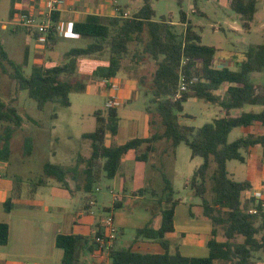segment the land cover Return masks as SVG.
<instances>
[{"label":"trees","instance_id":"1","mask_svg":"<svg viewBox=\"0 0 264 264\" xmlns=\"http://www.w3.org/2000/svg\"><path fill=\"white\" fill-rule=\"evenodd\" d=\"M192 1L194 12L199 14V0ZM141 2L140 9L130 17L103 19L89 15L84 21L74 23L72 34L89 38L91 42L85 48H72L66 52V60L62 64L33 66L27 77L24 76L22 65L11 61L0 45V70L15 83L18 91L27 92L39 110L46 104L69 107V94L86 89V83L74 77L78 57L107 51V64L98 66L93 71V76L101 80L109 79L114 78L122 69V60L128 56L130 47L142 46L141 54L137 53L136 49L132 56L137 59V63L147 58L155 63L150 91L159 122L153 119L148 121V137L134 138L117 145V109L95 111V129L81 136L89 143V156L77 159V163L83 166V190L86 194L91 193L100 178L99 171L106 179H113L117 175L121 158L129 151H134L136 161L147 163L154 155L155 144L159 141L167 143L163 154H173L175 149L183 144L190 150L191 158L202 159V163L193 171L185 186L199 199L202 216L211 223L212 229L206 241V257H184L178 251L170 253V244L166 237L174 231L173 216L177 202L174 201L175 192L171 182L159 170L163 182L162 199L159 203L165 205L160 210V226L153 229L145 225L137 229L135 241H155L163 249V253H139L131 251V248H110V264H255L254 254L264 251V215L248 214L250 200L244 197V193L250 191L251 184L248 181L234 180L226 165L232 160L245 163L254 147H260L261 157L264 159V132L258 135L247 134L232 142L228 141L229 134L235 128L246 129L259 124L264 129V110L258 113L241 111L238 115L231 114L232 111L242 110L245 105L258 104L255 97L256 87L248 81V76L254 72H264V44L247 49L238 71L225 67L217 68L214 65L215 48L201 43L200 35L181 8L182 0H177L179 22L185 26L182 34L175 33L169 18L154 20L155 13L150 0ZM228 3L230 9L238 15L242 28L249 31L257 11V0H229ZM16 12L10 10V17ZM21 13L29 15L25 10ZM55 14L52 18V32L48 36V51L56 44L58 38V17ZM182 79L185 91L179 92ZM225 85L226 90L219 95L218 92ZM192 98L217 105L221 109V115L199 128L182 124L180 119L189 118L184 114L183 105ZM261 105L264 106V103ZM0 123L6 124L0 135V163H4L9 160L10 141L14 130L21 127L22 117L13 106L5 104L1 98ZM106 138L109 140L108 144ZM32 145V139L27 138L25 155L31 154ZM212 165L214 169L209 174ZM76 173V166L45 163L41 176L33 185H45L46 180L53 179L60 187L73 193L68 187L67 176L72 174L73 177ZM208 181L211 183L209 198L206 196ZM12 207L11 200L4 203L6 212H10ZM114 207L119 208L120 204L115 203ZM219 230L222 231L221 236ZM8 237V224L0 222V246L7 244ZM89 242L88 250L92 251L96 246L93 239L90 241L87 237L74 234L57 235L55 246L63 253L60 264H85L80 260L78 252Z\"/></svg>","mask_w":264,"mask_h":264},{"label":"rangeland","instance_id":"2","mask_svg":"<svg viewBox=\"0 0 264 264\" xmlns=\"http://www.w3.org/2000/svg\"><path fill=\"white\" fill-rule=\"evenodd\" d=\"M228 1L199 0L197 3L199 14L194 12L192 0H182L181 8L186 14L187 20L200 35L201 43L215 48L216 67H227L234 71L239 69V65L244 59V53L250 46L264 44V0H257V11L250 23L249 31L242 28L238 15L230 9ZM150 2L155 13L154 20L159 21L161 17L169 18L175 33H183L185 26L179 22L177 0H150ZM120 3H124V1L122 0ZM9 7L10 0H0V20L8 19ZM69 28L70 25L67 30L64 29L63 37L56 44L53 52L39 48L37 42L32 38H27L23 33L12 34L11 26L8 27V30L0 29V45L3 46L11 61L22 65L24 76L27 77L33 66L62 64L66 60L64 56L66 51L72 48H85L91 42L89 38L72 35ZM21 45L28 49L26 58H23L22 53L18 52V47ZM136 49L137 53L141 54L142 46L130 47L128 56L122 60V69L117 73L115 83L116 91L125 89V83L122 81L124 75L126 80L130 81L128 86H133L131 89L132 101H118L120 103V118L123 123L132 122L140 126L146 116L148 121L153 119L157 122H159V117L155 112L156 106L152 101L153 97L150 91L155 63L149 58L137 63V59L132 56ZM107 62V51L78 57L74 77L83 80L86 83V89L83 92L69 94V107L46 104L42 110L37 108L36 103L28 97L26 91H18L15 83L0 70V98L5 104L13 106L18 115L22 117L21 127L14 130L10 141L9 160L0 164L2 174L7 176L1 180L9 181L11 178L14 184H18L16 194H23L22 201L24 202L25 194L32 193V184L41 176L45 163L76 166L77 173L75 176L73 175L74 178L72 174L67 176L68 187L75 192L74 195L60 187L55 180L48 179L45 182L49 185L39 191L42 196L36 197L45 203L46 209L52 208V211L42 212L41 215L57 219L65 232H70V228L74 232H79L78 228L72 224L73 217L78 208L84 204L85 197L90 196L84 193L85 181L84 175L81 174L83 166L76 160L77 156L88 154L89 143L83 140L81 135L95 129L94 112L106 109L108 92L102 86L101 79L93 76V71L97 66L106 65ZM7 68L10 70V67L7 66ZM248 81L256 85L255 97L258 104L245 105L242 111L258 113L262 111L261 103H264V72L249 75ZM223 89L218 92L220 95L224 92ZM183 108L184 114L191 118H182L181 123L195 128L210 123L213 118L221 114L217 105L197 99L188 100L184 103ZM4 127L6 124L0 123V135L3 133ZM148 128L150 129L149 124ZM242 133V128L233 129L228 136V141H234L241 137ZM27 138H31L33 141L29 156L24 153ZM252 156V159L249 157L250 160L257 161L259 155ZM164 162L162 172L172 184L175 192L174 200L177 201L181 198L190 201L191 191L184 187V176L188 175L189 168L202 162V159L199 157L192 159L190 150L182 144L177 150L176 161L166 158ZM156 163L158 164V160ZM226 167L235 180H245L247 172L245 164L232 160L227 162ZM213 169L212 165L209 174L213 172ZM99 170L101 169L99 168ZM261 171H264V161L262 160L259 167V172ZM122 173L124 174L123 178L121 177ZM99 174L101 176L102 172L99 171ZM116 182L123 184L127 191L121 207L115 210L118 221L124 220V225L118 223L120 231L118 245L119 248H131L134 244L136 230L144 226L141 220L144 218L146 210L149 214L147 221L150 218L153 199L156 200V195L161 193L160 188H163V182L159 172L156 173L149 165L135 161L133 151H130L122 158L121 166L114 180L102 178L97 184L101 192L93 195V198L96 199V206L92 208L94 212L98 213V207L109 203L108 201L111 200L109 189H112ZM258 184L261 188L259 193L264 198V174H261ZM210 186L211 183L208 181L206 195L208 198L210 197ZM69 197H72V200ZM157 201L159 200L157 199L156 203ZM57 207L58 211L54 210ZM38 211L41 210L27 208L20 204L14 212L16 215L29 216L39 214ZM142 214L143 217L140 216ZM83 219L91 221L92 216ZM195 228H197V224L194 230H196ZM187 231L189 232L188 237L194 232L192 228H188ZM221 233L222 231L219 230L220 236ZM238 241L241 240L238 239ZM85 254H87L86 249ZM253 261L255 264H264V251L254 254Z\"/></svg>","mask_w":264,"mask_h":264},{"label":"crops","instance_id":"3","mask_svg":"<svg viewBox=\"0 0 264 264\" xmlns=\"http://www.w3.org/2000/svg\"><path fill=\"white\" fill-rule=\"evenodd\" d=\"M43 1L44 0H10V7L8 11L13 10V11H17L16 13H21V11L25 10L28 11L29 15L38 16L40 12H42ZM120 1L122 0H64V4L59 7L58 11L55 14L58 17L56 28L60 30V32L57 33L58 38L56 44L63 37L64 29L67 30L70 25L69 30L71 32L72 25L74 23L84 21L86 17L89 15H96L101 18H109V17H117V16L130 17L134 13H136L142 5L141 0H123L124 3H120ZM16 13H14L12 17H10L8 12V19L0 20V29L8 30V27L11 26L12 34L16 35L23 33L27 38H32L36 42L35 36L31 32L25 30L24 28L16 24L15 19H13V16L15 17ZM56 44L49 51L53 52ZM21 46L18 47L19 48L18 52L22 53L23 58H26L28 56V49L23 45ZM234 71H238V70H234ZM255 73L260 74L262 72H254L251 73L250 75ZM113 79L115 81L116 76ZM122 81H124L126 88L121 90L119 89L114 94L116 98H118L117 101L119 102L123 100L127 102H131L132 101L131 89L133 86H128V84H130V81L128 82L124 75L122 76ZM226 88L227 86L225 85L220 89V91L222 89L225 91ZM192 99L194 100V98ZM261 107L262 110H264V106L261 105ZM116 109L119 115L118 130L115 140L117 145H122L125 142L134 138H146L150 135L147 116L140 126H137L132 122L123 123L120 118V103ZM241 111L242 110L232 111L231 114L238 115ZM189 118H191V116H189ZM262 132H264V129H262V127L259 126V124H254L249 128L243 129L242 136H245L246 134L258 135L261 134ZM106 143L107 144L109 143L108 138H106ZM166 146L167 143H165V141H159L157 144H155L154 155L150 158V160L147 163H144L147 166L149 165V167L152 170H154L156 173L159 172V170L163 171V166L165 164L164 159L172 158L173 160L176 161L177 150L180 147V145L175 149L173 154L171 153L163 154V150L165 149ZM133 154L135 159L134 151ZM252 155H259L257 161L255 160V162H252V160H250V158L252 159L253 157ZM88 156H89V148H88V154L86 156H77V159L79 157H88ZM121 160H120V166H121ZM156 160H158V164L156 163ZM261 160L264 161V159H262L261 157L260 147H254L250 150V153L247 156L245 163H243L246 165L247 168V172L245 173L246 178L243 181H248L251 184L250 191L244 193V197L246 199L252 193L256 191L257 192L261 191V188L258 184L259 179L261 178V174H264V171L259 172ZM201 163L202 162H200L199 164H195L194 166L189 168L188 175L184 176L185 188L189 189L185 185L187 181L190 179L193 171ZM0 175L1 178L7 177L6 175L2 174L1 169H0ZM230 175L233 178V175L232 174ZM123 176L124 174L122 173L121 177L123 178ZM1 178H0V222L8 224L9 237L7 244L4 246H0V262H3L4 264H60L63 253L60 249H57L55 246V239L57 235L60 234L81 235L89 238V240L91 241L94 235L103 232V228L101 227V219L106 214L111 215L113 217L114 223L118 230L117 238L110 248L121 249L119 248L118 245L119 235H120V231L118 229L119 227L118 223L124 225V220L120 219V221H118L117 218L118 215L115 214V210L121 207L122 201L127 191L123 186V184H120V182H116L113 188L109 189L111 200L108 201L109 202L108 204L106 205L103 204L102 206L98 207L97 208L98 213H96L92 209L93 207L96 206V199L93 198V195L96 194L97 192L98 193L101 192V189L97 187V184L102 178H105L104 174L102 173L97 183L94 184L91 193L88 194L90 196L85 197L84 204L80 206V208H78L77 212L73 217L72 224L73 226H76L78 228L79 232H74L72 228H70V232H65L60 222L57 219H53L52 217L48 218L41 215L42 212L46 211L48 213L52 211L51 207L46 209L45 203L42 200H38L36 198L37 196H42V194L39 193L40 189L48 186L49 184L46 183L45 185H41V186H34L32 184V188H31L32 193L25 194L24 197H26V200L23 202L22 201L23 194L21 195L16 194V189L18 187V184H14L11 178L9 181L7 180L2 181ZM114 178L111 180H114ZM162 189L163 188H160L161 193L159 195H156V200L158 199L159 201H161ZM74 193L75 192L73 191V193L70 194L74 195ZM140 193L142 194L143 192ZM191 196L192 197L190 198V201L188 200L185 201L182 200L181 198L177 200L178 202L174 200L177 202L174 208V216H173L174 231L171 234H169L166 237V239L170 244L169 246L170 253H174L178 251L184 257H206L208 255V250L206 248V241L209 237L212 226L211 223L202 216V208L200 207V201L198 198L194 196L192 191H191ZM69 198H71L72 200V197ZM8 200H11L13 204V207L10 212H6L4 210V203ZM91 200L94 201L93 205L89 204ZM153 200L154 201H153L152 209L150 210V218L147 221V217H149V214H148V210H146L144 214V218H142L141 221H143L142 223L144 224V226L149 225L153 229H157L160 226V222H161L160 210L161 207H164L165 205L163 203L160 205L159 201H157L156 203V200L155 199ZM115 203H119L120 207L115 208L114 207ZM20 204H23L27 208H34L37 210L39 209L41 211H38L39 214H34L29 216L24 214L16 215L14 211L16 207L20 206ZM54 210L58 211V207ZM88 216H92L91 221H89L88 219L86 220L83 219L84 217L88 218ZM140 216L143 217V214ZM196 224H197V228H195L196 230H194ZM188 228H192L194 231L191 233L190 237L187 236L189 233L187 231ZM89 246H90V242L78 252V256L82 262H84L85 264H110L108 258L109 250H100L97 246H94V250L91 251L88 250ZM85 249L87 254H85ZM131 251L139 252V253H151V254L163 253V249L160 247V245L157 242L146 239H139L136 241L134 240V244L133 246H131ZM216 264H223V263L217 262Z\"/></svg>","mask_w":264,"mask_h":264},{"label":"built area","instance_id":"4","mask_svg":"<svg viewBox=\"0 0 264 264\" xmlns=\"http://www.w3.org/2000/svg\"><path fill=\"white\" fill-rule=\"evenodd\" d=\"M64 4V0H44L42 12L38 16L25 15L22 13H16L15 22L20 27L31 32L36 39L39 48L46 49L48 45V36L52 32L53 27V14L56 13L61 5ZM57 33L60 32L56 28ZM102 86L107 90L108 97L105 104V108H117L119 103L115 96L117 90V85L113 78L102 79ZM185 91V84L183 79L180 82L179 92ZM250 207L248 209V214L250 215H264V198L261 197L259 192H254L249 195ZM90 205L94 204L91 200ZM101 227L103 232L101 235H94L92 238L96 246L100 250H109L117 238L118 230L114 223L113 217L111 215H105L101 219Z\"/></svg>","mask_w":264,"mask_h":264}]
</instances>
